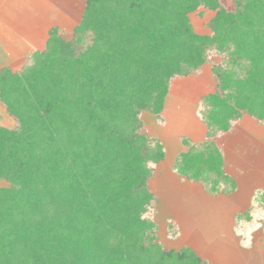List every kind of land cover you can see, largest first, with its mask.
Instances as JSON below:
<instances>
[{"label": "trees", "instance_id": "1", "mask_svg": "<svg viewBox=\"0 0 264 264\" xmlns=\"http://www.w3.org/2000/svg\"><path fill=\"white\" fill-rule=\"evenodd\" d=\"M231 2L84 0L70 36L51 30L21 72L0 68L14 121L0 126V264H205L163 249L143 217L164 155L139 114L158 118L169 82L218 57L200 99L205 138L183 140L173 170L234 190L216 140L243 117L264 123V0ZM198 9L213 13L208 35L189 23Z\"/></svg>", "mask_w": 264, "mask_h": 264}, {"label": "rangeland", "instance_id": "2", "mask_svg": "<svg viewBox=\"0 0 264 264\" xmlns=\"http://www.w3.org/2000/svg\"><path fill=\"white\" fill-rule=\"evenodd\" d=\"M219 1L226 10L233 9L231 0ZM69 5V24L51 28L46 39L51 30L66 38L79 23L84 0H69ZM212 15L203 9L189 14L193 31L208 35ZM9 42L8 33L1 31L0 66L8 64L12 73L21 72L29 62L28 55L45 47L18 43L17 51L23 54L10 60L11 54L5 50ZM31 48L38 50L27 52ZM218 63V57H211L198 72L172 79L158 118L144 110L139 114L141 132L159 141L164 155L151 167L153 176L147 185L154 202L143 217L153 224L152 235L165 250L188 248L205 264H264V123L243 117L216 140L223 154L224 172L234 182L232 192L226 185L224 192L230 193L211 194L173 170L175 158L186 149L183 140L200 142L205 138L200 99L213 91L216 80L211 66ZM13 125L0 105V126ZM7 185L0 181V187Z\"/></svg>", "mask_w": 264, "mask_h": 264}, {"label": "crops", "instance_id": "3", "mask_svg": "<svg viewBox=\"0 0 264 264\" xmlns=\"http://www.w3.org/2000/svg\"><path fill=\"white\" fill-rule=\"evenodd\" d=\"M70 11L69 0H0V36L1 31H6L11 40L5 48L11 54L8 59L15 60L23 54L17 51L18 43L44 46L51 28L69 24Z\"/></svg>", "mask_w": 264, "mask_h": 264}]
</instances>
